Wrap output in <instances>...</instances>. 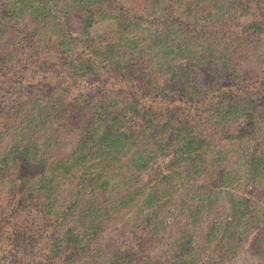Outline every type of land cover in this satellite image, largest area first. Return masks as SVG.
I'll return each instance as SVG.
<instances>
[{
	"label": "rangeland",
	"instance_id": "rangeland-1",
	"mask_svg": "<svg viewBox=\"0 0 264 264\" xmlns=\"http://www.w3.org/2000/svg\"><path fill=\"white\" fill-rule=\"evenodd\" d=\"M116 1L124 11L114 9L110 0L101 7L105 17L85 27L82 8L71 0H26L27 7H19L18 0H0V151L14 133L24 132L35 142L22 145L47 164L62 160L82 139L102 104L101 85L110 88L109 81L114 92L119 79L126 84L135 80L151 99L166 101L172 110L170 115L150 114L149 126L131 147L127 158L137 152L146 166L128 173V187L119 175L129 167L126 158L122 168L114 166L112 175L105 174L110 182L104 189L100 182L92 185L91 194L67 213L53 238L41 211L43 195H26L13 207L18 191L13 171L1 173L0 264H264V182L248 172L252 159L264 171V108L258 109L263 129L231 148L223 146L233 142L223 131L247 123L250 113H237L235 120L223 123L218 112L230 110L215 99L191 118L187 132L174 140L207 136V158L219 160L213 165L194 171L178 144L166 142L179 120L175 109L181 112L191 99L259 79L264 0ZM44 3L56 15L58 29L27 28L32 21L27 8ZM17 71L21 81L15 79ZM120 98L123 104L131 100ZM242 105L247 107L248 99ZM163 176L168 179L160 182ZM70 181L58 180L52 199H67ZM149 194L157 196L154 205H142ZM232 194L250 200L255 213L240 244L227 254L213 232L231 219ZM96 203L102 206L100 218L89 215Z\"/></svg>",
	"mask_w": 264,
	"mask_h": 264
},
{
	"label": "trees",
	"instance_id": "trees-1",
	"mask_svg": "<svg viewBox=\"0 0 264 264\" xmlns=\"http://www.w3.org/2000/svg\"><path fill=\"white\" fill-rule=\"evenodd\" d=\"M109 1L110 0H71L73 4L82 8L85 27H91L99 19L105 17L101 12L102 4L107 3L110 5V3H113L114 9L116 8L124 11L123 6L119 4L118 1L113 0V2L110 3ZM18 2L19 7H27L26 0H18ZM27 9H30L29 11L33 21V23L31 21V23L26 24L27 28L32 24V26H35L33 30H36V28L47 29L51 25L52 30L58 29L57 17L52 10L47 8L45 3L33 9L31 7ZM14 75H16L15 79H19L18 81H21L23 78V76L19 75L18 71L14 72ZM70 76H67V79H70ZM123 82L124 79L118 80L117 90L114 92L111 89L112 82H107L110 88H108L107 85H105V87L101 85V94L99 98H101L102 104H99V109L93 115V119L87 122V126L83 130L82 139L79 141L77 147L69 155H65L62 160L54 162L52 165L47 164L44 158L41 156L40 158L38 157L37 151L32 152L30 146L27 144L22 145L26 141L27 143L35 142L31 137L26 138L24 132L20 135L18 134L19 136L14 133L13 136H11L10 143L4 146L0 151V174L13 171L14 176L12 182L16 188H18L14 196L17 201H13L11 203L12 206L19 207L22 203L21 201L24 200L25 197H28L26 195H43V200L40 205L41 211L44 213L43 216L49 218L48 221H50L49 223L52 225L51 236L49 234L50 237L55 236V234L62 230L60 227L63 218L80 200L91 194V190H93L92 185H97L100 182L98 187L104 189L110 182L105 174L112 175L113 170L111 168H114V166L122 168V161L128 157L132 149L131 147L136 144L139 136L143 135L146 128L149 126V122L151 121L150 114L156 116L159 112H161V114H167L168 112V115H170L169 113L172 111L169 110L168 107L170 104L166 101L151 99L141 83L135 80L131 84ZM80 83L81 85L85 84L83 81ZM97 86L99 87L100 84ZM260 92L263 94H260ZM121 95L129 97V99L131 98L130 102L123 104L120 98ZM215 99H219L217 101L220 103H226V108L230 110L225 113L218 112L217 119H221L223 123H228L229 120H235L237 113L251 114L247 123L234 127L230 131H223V135H231L233 138V142L223 145L224 147L231 148L237 141H245L254 138V136L263 129V125L260 123L261 114L258 109L264 108V71L261 72L259 79L247 87L220 93L217 91L210 96H201L196 100L191 99L189 104L184 103L185 106L181 112L177 113L175 109L174 112L179 115V120L167 135L166 142L168 143L170 139L174 140L176 138H181L183 133L187 132L186 129L190 127L191 118L193 119V116L203 108L211 107ZM246 99H248L247 107L242 105L243 100ZM257 101H260V103L258 107L254 108L253 103L256 104ZM3 111L4 108L0 107V115ZM230 128L231 125H228V129ZM200 135L201 134H199V136ZM185 139L186 138H184V140ZM197 139L198 135L191 134L185 142L184 140L182 142H176V140H174V143L176 142L178 144L177 149L181 151V153H184L183 155H187L191 164L190 167L194 168V171L203 164L211 163V165H213V163L215 164L219 161L218 158H211L212 161L207 158V154L210 151L207 136H202L198 140ZM252 161L250 162V170L248 172L258 174L262 179L261 181L264 182V171L261 172L258 166H255ZM125 163L129 164V167L124 170V176H122V172L119 175H121L120 179L123 184L128 187L129 183L126 176L128 173L131 175L134 171L139 172L143 169L146 166V158L136 152L132 153ZM35 177H37V179L33 184L31 179ZM60 179H70L72 189L70 193H68L69 197L67 199L62 200V202H57V199H52L54 196L53 189L55 187L54 184ZM165 179H168V177H161L160 182ZM134 190V188H131L129 193L134 192ZM92 195H90V197H93ZM156 197L155 195L149 194L143 199L142 205H154ZM93 198L95 199V197ZM93 202L94 201H92V203ZM110 205H112L114 209L119 208V206H114L112 203ZM250 205V200L247 198L238 199L232 194L229 204L231 219L228 220L221 229H216L217 231L214 230L215 232H213L214 238L220 236L219 243H223L226 247L225 251L227 254L237 248L240 244L241 235L244 230L247 229L248 224L251 223L255 212L253 213L254 210H250ZM101 207L102 206L98 203H96V205L93 204V206L89 208L91 211L89 215L92 218H100L101 213L98 209L101 210ZM154 212H151V216ZM148 219L147 217L144 218V226L148 223ZM138 225L144 227L142 224ZM183 245L184 244H182V246ZM54 247L55 246H52L48 249L49 256L54 254ZM181 255L182 254H179L178 256ZM184 263L193 264L190 262Z\"/></svg>",
	"mask_w": 264,
	"mask_h": 264
}]
</instances>
